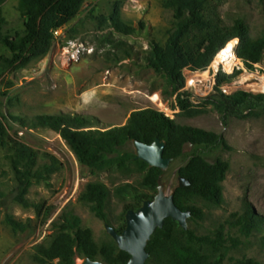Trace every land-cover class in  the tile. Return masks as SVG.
Wrapping results in <instances>:
<instances>
[{
	"label": "rangeland",
	"instance_id": "obj_1",
	"mask_svg": "<svg viewBox=\"0 0 264 264\" xmlns=\"http://www.w3.org/2000/svg\"><path fill=\"white\" fill-rule=\"evenodd\" d=\"M164 3L165 0H87L70 25L78 26L80 34L75 39H67L64 29L43 58L27 57L11 65L6 61L13 59L11 51L0 45V117H4L11 140L37 152L35 177L23 203L20 201L23 188L8 158L10 148L0 143V264H58L42 258L37 246L49 245L54 234L52 224L65 209L81 218L83 228L90 230L99 247L111 242L105 222L80 197L88 184L104 183L111 191L107 205L109 222L116 229L121 226L127 202L116 198L114 190L138 181L136 176L92 173L80 164L58 134L32 130L31 122L40 115L68 114L95 117L103 127L124 125L132 112L153 108L150 97L155 93L161 94L172 111H177L174 116L177 124L220 134L233 148L209 157L211 162L222 160L230 166L222 184L224 203L216 207L207 201H193L191 204L203 216L191 217L189 229L198 236L214 237L216 232H223L224 248L214 252L216 257H224L223 264L250 259L264 264V118H231L225 126L220 115L204 104L215 92L217 77L213 90L203 96L191 85L193 80L187 74L183 93L190 100L191 110L201 113L190 117L181 112L178 95L163 76L147 65L150 41L164 46L174 27L173 11L165 8ZM117 8L121 20L136 29L133 35H119L110 23L100 22L113 15ZM3 12L4 37L18 41L25 35L26 22L18 11V0H8ZM221 13L228 23L243 19L252 38L264 34V0H225ZM70 40L87 48L76 63L64 57L63 48ZM251 71L260 77L255 91L248 90L244 84L235 93L264 95V59ZM128 151L135 154L133 144ZM183 164L175 161L161 179L170 193L178 185V173L174 174ZM247 215L259 223L251 234L241 226ZM9 217L21 223L23 229L12 228L7 223ZM82 260L76 256L75 262Z\"/></svg>",
	"mask_w": 264,
	"mask_h": 264
},
{
	"label": "trees",
	"instance_id": "obj_2",
	"mask_svg": "<svg viewBox=\"0 0 264 264\" xmlns=\"http://www.w3.org/2000/svg\"><path fill=\"white\" fill-rule=\"evenodd\" d=\"M8 0H0V45L6 46L13 59L11 65L23 62L27 57L43 58L50 52L56 40L55 31L65 29L67 39L80 34L78 26L70 27L80 15L87 0H18V11L26 19L25 35L18 41H10L3 35L5 17L3 7ZM225 0H165L164 6L173 11L174 27L164 46L152 40L149 43L147 65L165 79L174 94L181 112L195 116L200 111L191 110L187 94L183 93L185 79L183 71L206 70L217 53L233 39H239L237 55L252 70L264 59V34L252 38L243 19L228 23L221 13ZM102 24L110 23L114 31L130 36L136 29L126 25L117 8L108 18L100 19ZM70 27V28H69ZM69 28V29H68ZM1 62V59H0ZM1 67V65H0ZM230 79L220 73L217 87L205 100L221 117L225 126L231 118H264V95L253 96L244 91L227 96L219 91L221 85ZM21 121L20 119H15ZM32 130L51 131L58 134L73 151L81 165L92 173L121 174L136 176V184L125 183L116 187V198L127 202L122 215L121 233L126 226L125 214L137 211L144 201L153 199L163 172L137 160L128 147L134 140L152 144L156 139L166 142L164 157L183 161L178 175L190 181L186 188H175L176 205L183 211L189 210L192 218L201 219L202 211L193 201H207L216 207L224 203L223 182L229 172V164L222 160L211 162L209 157L221 151H233L225 138L216 133L190 126H182L166 118L154 108L136 110L131 113L125 125L103 127L95 117L85 115H40L30 125ZM0 143L10 148L11 167L23 188L20 201L26 203L31 182L35 177L37 152L32 148L10 139L4 117H0ZM191 143L190 153L184 147ZM110 189L101 182L87 185L80 201L89 205L97 218L110 225L107 205ZM1 201V196H0ZM1 212V210H0ZM7 223L15 230L21 223L11 217ZM111 226V225H110ZM242 229L251 234L258 228L253 216L247 215L241 221ZM54 234L49 245L37 246L38 254L58 264H76V256L102 261L104 264H128L131 257L111 242L99 247L92 233L82 226V220L72 210L62 211L52 224ZM226 242L222 231L211 236H198L192 230L184 231L177 222L167 219L163 229H158L147 246L150 258L147 264H223L224 257H216ZM237 264H260L255 260L240 261Z\"/></svg>",
	"mask_w": 264,
	"mask_h": 264
},
{
	"label": "water",
	"instance_id": "obj_3",
	"mask_svg": "<svg viewBox=\"0 0 264 264\" xmlns=\"http://www.w3.org/2000/svg\"><path fill=\"white\" fill-rule=\"evenodd\" d=\"M135 157L137 160L145 162L151 168L160 169L163 172L162 177L170 170L175 162L173 158L164 157L166 142L156 139L152 144H145L134 140L132 142ZM192 146L188 143L184 147V152L189 151ZM180 170V169H179ZM179 170L174 174L177 175ZM179 188L190 186V181L178 175ZM174 192H168L165 184L161 183L158 187V193L153 199L143 202L142 206L134 211L128 210L125 214L126 226L121 233L105 223L104 227L107 234L113 239L117 247L130 255L128 264H147L150 255L147 252V246L152 236L158 229H163L167 219L177 222L184 230H189L188 221L192 217L189 210H181L175 203ZM78 264H104L100 260L84 258Z\"/></svg>",
	"mask_w": 264,
	"mask_h": 264
},
{
	"label": "built area",
	"instance_id": "obj_4",
	"mask_svg": "<svg viewBox=\"0 0 264 264\" xmlns=\"http://www.w3.org/2000/svg\"><path fill=\"white\" fill-rule=\"evenodd\" d=\"M64 29H60L54 32L56 39L58 36H62ZM239 39H233L228 42L223 49H221L216 57L214 58L211 65L204 71L192 72L188 69L183 71V76L187 75L194 84L191 85L195 88L198 94L207 95L214 88L215 78L220 74H224L229 82L225 83L220 90L223 94L231 96L235 92L245 86L248 90L255 91L256 85H259V76L252 72L245 64V62L240 59L237 55V48L239 46ZM67 47L63 48V53L65 59L70 63L78 62L81 55L87 50V48L82 44H76L75 41L70 40L67 42ZM231 47V48H230ZM206 76L207 82L206 85L199 86L200 78ZM208 84V85H207ZM261 91V90H260ZM150 101L153 105V108L158 112L162 113L166 118L174 121V116L177 111H172L164 101L163 97L159 93H155L150 97Z\"/></svg>",
	"mask_w": 264,
	"mask_h": 264
},
{
	"label": "bare ground",
	"instance_id": "obj_5",
	"mask_svg": "<svg viewBox=\"0 0 264 264\" xmlns=\"http://www.w3.org/2000/svg\"><path fill=\"white\" fill-rule=\"evenodd\" d=\"M230 48H231V47H230ZM207 79H208V78H206V76H204L203 78H200L199 81H200V80H201V81H200L199 86L201 87L202 85H206ZM192 84H194V83L192 82ZM207 85H208V84H207ZM262 85H263V87H264V81H263Z\"/></svg>",
	"mask_w": 264,
	"mask_h": 264
},
{
	"label": "crops",
	"instance_id": "obj_6",
	"mask_svg": "<svg viewBox=\"0 0 264 264\" xmlns=\"http://www.w3.org/2000/svg\"><path fill=\"white\" fill-rule=\"evenodd\" d=\"M97 87V86H96ZM131 115V114H130ZM130 115L128 116V118L130 117ZM125 125V124H124Z\"/></svg>",
	"mask_w": 264,
	"mask_h": 264
}]
</instances>
